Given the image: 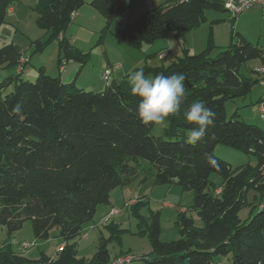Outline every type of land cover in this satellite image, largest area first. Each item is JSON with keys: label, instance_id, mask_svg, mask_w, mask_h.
Here are the masks:
<instances>
[{"label": "trees", "instance_id": "1", "mask_svg": "<svg viewBox=\"0 0 264 264\" xmlns=\"http://www.w3.org/2000/svg\"><path fill=\"white\" fill-rule=\"evenodd\" d=\"M14 2L0 0V27ZM86 4L100 13L106 30L127 14L132 2L37 0L38 24L48 38L34 42L36 51L55 40L58 65L72 60L82 68L89 52L78 48L66 30ZM209 9L225 8L219 0H167L121 27L119 34L129 45L142 48L169 30L179 36L201 25ZM214 47L211 27L202 51L185 47L168 65L144 67L153 76L185 77L180 112L168 117L163 134L156 135V124L145 125L137 118L139 98L125 78L88 90L75 81L65 82L60 73L47 74L43 65L33 73L27 67L30 60L20 63L24 52L17 43L0 46V67L15 68L0 77V224L12 234L31 220L38 239H49L57 227L63 243L57 256L44 252L39 259L7 245L0 249V264H109L111 238L101 236L91 258L78 257L74 240L94 220L98 207L110 203L112 190L139 175L155 185L178 184L193 191V207L203 221L197 226L186 211L180 212V238L164 241L160 213L140 214L148 200L138 198L131 207L152 247L149 254L137 257L141 264H223L220 256H229L232 264H264V128L248 122L238 110L230 116L226 111L229 100L246 97L261 83L260 76L253 79L240 68L252 59L264 65V46L237 33L217 55H211ZM29 71L35 80L27 78ZM198 101L215 117L204 139L191 145L186 133L194 125L184 111ZM218 145L241 150L256 163L233 167L216 154ZM209 154L217 167L208 164ZM212 173L221 176L219 187ZM245 207L248 216L242 218Z\"/></svg>", "mask_w": 264, "mask_h": 264}, {"label": "rangeland", "instance_id": "2", "mask_svg": "<svg viewBox=\"0 0 264 264\" xmlns=\"http://www.w3.org/2000/svg\"><path fill=\"white\" fill-rule=\"evenodd\" d=\"M37 0H15V12L6 16V22L0 27V46L9 42L17 43L24 54L21 55L20 63L29 62L27 67L37 73L38 68L43 65L47 74L55 75L58 73L57 58L59 55V45L57 41H51L42 51H36L34 42L37 40L45 41L48 38V31L38 24L39 12L36 9ZM132 2L129 14L117 19L109 29L103 30V18L100 13L86 4L82 9L85 15L73 19L66 30V35L74 44L89 52L88 62L78 73L77 86L89 88L94 86V90L102 88L106 82L112 80H128L130 72L144 69L147 66L168 65L175 61L178 56H182L184 48L188 47L193 53H198L205 49L207 39L212 27L214 34L215 47L211 55H217L223 48L231 44L237 38V33L243 34L253 43L264 46V14L260 16L234 15L225 9H209L206 12V20L199 26L188 32L177 36L173 30H169L165 37L153 43L145 44L142 48L133 47L119 34L120 26L123 23H130L137 19L149 9L160 5L167 0H129ZM86 7V8H85ZM76 16V15H75ZM83 19V21H77ZM156 52V54H154ZM169 54L161 57V54ZM164 55V56H165ZM65 63V62H64ZM261 65V66H260ZM22 66V65H21ZM260 66V67H259ZM259 67V68H258ZM110 68L112 75L109 81L105 79L106 70ZM15 70L7 68L6 70ZM257 71H254L256 70ZM113 70V71H112ZM128 71V73H127ZM240 72L248 77L256 79L261 77L264 80V65L259 59H252L244 63ZM127 73V74H126ZM27 74V73H26ZM146 74V73H145ZM29 79L35 80L36 75L27 74ZM31 75V76H30ZM147 76H153L147 73ZM264 95V86L257 84L252 92L244 98L229 100L226 104L227 114L230 116L235 110L248 122H260L264 126V118L258 111V100ZM264 103V101H263ZM254 116L257 120H253ZM168 125V120L166 122ZM166 126L155 125L154 133L161 135ZM216 154L228 160L233 167L243 163H256L253 156H249L241 150L218 145L215 149ZM211 178L216 186H220L222 178L217 173H212ZM169 185H155L149 179L144 184L141 195L147 197L148 202L139 208V213L149 216L151 212H159L161 220V239L172 241L180 238V228L176 221L179 217L181 208L186 209V215L194 219L197 226H203L202 219L194 209V194L191 190H183L178 184H171L172 196L166 198V189ZM154 188V189H153ZM177 190V192H176ZM176 197H174V196ZM135 198L131 203H136ZM163 202L172 204L167 207ZM121 210L117 214H110L103 223L98 222V218L92 223L84 226V233L78 236L74 242L78 257L91 258L97 251L101 236L111 238L109 249L113 264L116 257L120 255H133L136 257L149 254L152 250L149 235L143 231L140 219L135 215L131 205L120 203ZM124 204V205H123ZM249 208L241 210L242 218L248 216ZM92 226V229H89ZM59 229L54 227L50 231L49 239L36 238L31 220H26L21 229L9 234L7 228L0 224V249L10 245L14 250L33 259L41 258L45 252L50 257L57 256V246L62 242L58 236ZM88 235L85 237L84 234ZM29 243V247L24 244ZM124 253V254H121ZM223 264H232L229 256H220ZM132 264H141L139 258H135Z\"/></svg>", "mask_w": 264, "mask_h": 264}, {"label": "clouds", "instance_id": "3", "mask_svg": "<svg viewBox=\"0 0 264 264\" xmlns=\"http://www.w3.org/2000/svg\"><path fill=\"white\" fill-rule=\"evenodd\" d=\"M185 77L180 74L147 76L143 69L130 72L128 83L131 93L139 98L136 116L145 125L167 126L168 117L180 112L185 99ZM215 113L198 101L184 111V118L194 125L186 133V142L196 145L202 141L214 123ZM207 162L217 167V160L209 154Z\"/></svg>", "mask_w": 264, "mask_h": 264}, {"label": "crops", "instance_id": "4", "mask_svg": "<svg viewBox=\"0 0 264 264\" xmlns=\"http://www.w3.org/2000/svg\"><path fill=\"white\" fill-rule=\"evenodd\" d=\"M88 10L89 9H82L81 8L77 12V14L74 17V19H77V17H80L82 14L85 15V13H86L85 11H88ZM14 12H15V7L12 6L9 9V13L13 14ZM260 12L262 13L263 11L260 9V7L258 5H252L250 8H248L247 10H245L244 12H242L241 14L243 16H252V17H255V16H260V14H261ZM127 14H129V12H127ZM262 14H264V12ZM77 21L78 22L79 21H83V19H78ZM103 24H104V19H103ZM126 24H128V22L121 24L120 28L123 27V26H125ZM154 54H156V52H154ZM168 56H169V54H168ZM29 59L31 61V58L30 57H29ZM58 69H59L58 73L61 74V77H62V79L65 82H72V81H77L78 80V73L81 70V66H80V64L78 62L70 60V61H67L64 64L60 65V66L58 65ZM29 70H31V69H29ZM12 71L13 70H11V69L6 70V69H2L0 67V77L3 76V74H5L6 72H12ZM29 72L31 73V71H29ZM127 73H128V71H127ZM111 75H112V72L109 75V78L111 77ZM109 78H107V79L105 78L106 81H109ZM113 81H116V80L114 79ZM106 83L104 84V86L106 85ZM260 84L263 85L262 83H260ZM98 85H100V86H97L98 88H102V85L101 84H98ZM90 87L95 88L92 85ZM261 98L262 99L258 100V111H259L260 105H264V103H263V101H264V95L261 96ZM262 118H264V116H262ZM253 120H257L255 116H254ZM256 123L260 124V122H256ZM262 127L264 128L263 125H262ZM147 181H149V179ZM147 181H143L142 180V176L139 175L136 178H134V180H132L129 184H127L125 186H122V187H117V188L113 189L112 192H111L110 203L109 204L100 205L98 207V210H97V213H96V216H95L94 219H96L97 217H99L98 218L99 219L98 222L103 223V221L106 220L107 217L111 216L110 214H113L114 215V214H117L118 213V212L113 213V210L114 209L121 210L120 207L118 208V206L121 205L120 203L122 201H123V203H126V204L128 203L129 205H131V203L134 201L135 198H139L140 199L142 197H145L144 194L141 195V192L143 191L144 184ZM172 189L173 188H172V186L170 184L167 187V189H166V198H170V196H172V194H171V192L173 191ZM176 192H177V190H176ZM174 197H176V196H174ZM146 199H147V197H146ZM163 203L167 207H171V205H172V204L167 203V202H163ZM184 211H186V209L182 207L181 210H180V212H184ZM91 223L92 222H90V224ZM92 228L93 227L90 226L89 229H92ZM62 247H63V243H62V245L60 243V244H58L57 249L59 250Z\"/></svg>", "mask_w": 264, "mask_h": 264}, {"label": "built area", "instance_id": "5", "mask_svg": "<svg viewBox=\"0 0 264 264\" xmlns=\"http://www.w3.org/2000/svg\"><path fill=\"white\" fill-rule=\"evenodd\" d=\"M224 8L230 11L232 14L239 15L252 5H258L260 9L264 12V0H219ZM165 53H162L161 56H164ZM111 74V69L108 68L105 73V78H108ZM264 85V80L261 81ZM262 116H264V105H260L259 109ZM119 212V209H114L113 213ZM84 233V232H83ZM88 234L85 233L84 236L86 237ZM25 247H29V243L24 244ZM137 258L133 255H120L116 257L113 261V264H132L133 260Z\"/></svg>", "mask_w": 264, "mask_h": 264}]
</instances>
